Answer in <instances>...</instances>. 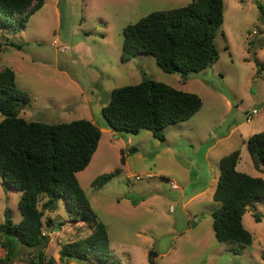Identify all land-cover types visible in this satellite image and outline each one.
I'll return each instance as SVG.
<instances>
[{
  "label": "rangeland",
  "instance_id": "1",
  "mask_svg": "<svg viewBox=\"0 0 264 264\" xmlns=\"http://www.w3.org/2000/svg\"><path fill=\"white\" fill-rule=\"evenodd\" d=\"M189 2L44 0L24 27L19 21L0 27V68L10 67L17 88L29 97L19 107L23 119L47 124L94 119L104 125L101 108L111 90L137 84L142 78L202 99L193 119L164 129V141L147 130L136 135L115 133L119 139L103 134L91 163L78 173L94 214L107 230L112 255L107 264H147L150 249L157 253L155 264H264L260 258L264 255V201L255 207L261 222H254L250 210L243 215L252 245L218 243L211 228V212L219 205L212 199L216 185L212 179L218 175L214 174L215 160L238 149L236 170L264 179V173L254 169L239 136L264 131V19L258 10V6L264 10V0H223V22L214 39L218 59L199 73L183 78L165 73L151 55L120 60L126 25ZM253 109L256 115L251 114ZM247 116L246 130L231 132L232 125ZM213 141L212 171L205 166L204 153ZM110 172L116 175L109 182L101 188L92 186L96 177ZM144 174L152 176L140 181L133 178ZM208 185L203 195L193 197ZM19 198L20 192L0 179V224L5 216L14 224L20 222ZM47 218L54 226L43 231L49 237L43 249L45 263L50 257L58 263L61 246L85 238L90 229L83 221L69 222L62 201L54 210H43V221ZM217 247L221 253L215 252ZM234 250L238 253L233 254ZM30 253L31 249L18 245L11 264H29ZM68 264L99 263L90 259Z\"/></svg>",
  "mask_w": 264,
  "mask_h": 264
},
{
  "label": "trees",
  "instance_id": "2",
  "mask_svg": "<svg viewBox=\"0 0 264 264\" xmlns=\"http://www.w3.org/2000/svg\"><path fill=\"white\" fill-rule=\"evenodd\" d=\"M43 5L44 0H0V27H11L14 21L24 27ZM223 8V0H191L183 7L152 12L126 25L122 30L121 62L151 55L163 72H181L182 78L211 67L218 59L214 39L223 22ZM258 10L264 19L263 8L258 6ZM15 78L10 67L0 69V179L20 192L21 215L17 224L8 216L0 224V264L12 263L18 245L33 251L29 264L45 263L43 249L49 237L43 231L53 227L54 221H43V210L55 200L64 203L69 222L83 221L90 234L62 245L58 263L50 257L45 264L90 259L109 263L112 255L106 227L97 219L77 179V173L89 165L97 150L100 129L86 119L47 124L21 118L19 107L26 105L29 97L17 88ZM201 107L202 99L195 93L142 78L137 84L112 89L101 115L113 133L136 135L147 130L153 138L164 141L167 126L187 122ZM244 143L254 169L264 173V131L249 136ZM239 157L236 149L219 160L212 194L219 205L211 212V228L218 243L244 247L252 245L253 238L242 218L250 210L254 222L262 221L255 205L264 201V179L237 171ZM115 175L102 174L92 186L101 188ZM237 253L234 250L233 254ZM156 257L153 249L148 250L147 264H155Z\"/></svg>",
  "mask_w": 264,
  "mask_h": 264
},
{
  "label": "crops",
  "instance_id": "3",
  "mask_svg": "<svg viewBox=\"0 0 264 264\" xmlns=\"http://www.w3.org/2000/svg\"><path fill=\"white\" fill-rule=\"evenodd\" d=\"M2 68H4V67H2ZM2 68H0V69H2ZM79 88V90H80V92H82V90H81V88L80 87H78ZM202 105H203V102H202ZM232 110V108H231V105H230V103L228 102V107H227V112H230ZM254 110V109H253ZM252 112V111H251ZM197 113H199V112H197ZM196 113V114H197ZM195 114V115H196ZM195 115L193 116V117H195ZM18 116H19V114H18ZM193 117L191 118V119H193ZM191 119H189L188 121H190ZM89 121H91L93 124H95L99 129H100V131H101V137H100V140H99V143H98V147H97V150L95 151V153L93 154V156H92V159H93V157L96 155V153H97V151H98V148L100 147V143H101V140H102V135L103 134H107V133H109L110 135H111V137H113V139H119V137L118 136H115L114 134L115 133H113V132H111L109 129H107V127H106V125L104 124V125H97V123H95V121H94V119H89ZM187 121V122H188ZM250 121H249V119L247 120L246 119V117H245V121H240V122H238V123H236V124H234V125H232V129H231V132H233V131H235V130H239V131H245L246 130V127H245V125H246V123H249ZM209 135H210V133H209ZM239 136H240V139H241V144L243 145H245V143H244V141L249 137V136H251V135H248V136H246V135H243L242 133H239ZM218 140V139H217ZM217 140H216V142H217ZM216 142H212L206 149H205V153H204V158H205V160H204V162H205V166H206V168H207V170H212L213 171V169H212V165H211V154H214V152H215V150H216ZM246 148V147H245ZM121 150H123V149H121ZM234 151V150H233ZM239 152H240V150H239ZM223 156H225V155H223ZM223 156H221V157H219L217 160H215V164H216V166H217V169H216V171L214 172V174H216L217 175V172H218V175H219V160L223 157ZM92 159H91V161H92ZM91 161H90V163H91ZM88 167V166H87ZM86 167V168H87ZM236 167H237V165H236ZM82 172V171H81ZM77 175H78V173H77ZM218 175L216 176V177H214V179H212L213 181H216L217 182V178H218ZM197 176V175H196ZM212 181V182H213ZM211 183V181H209V184ZM209 186L210 185H208V187L206 188V189H203V190H200V191H197V193H195V195H193V197H196V196H201V195H203L207 190H209ZM216 186V185H215ZM215 186H214V189H215ZM177 187V186H176ZM214 189H212V194H213V192H214ZM256 207V209H257V205L255 206ZM243 219V218H242ZM242 223H243V221H242ZM245 228V227H244ZM247 229V228H246ZM213 237H214V235H213ZM215 239V238H214ZM217 242V241H216ZM253 243V242H252ZM214 250H215V252H217V253H221V251H222V249L221 248H219V247H217V248H214ZM262 256L263 255H260V258L262 259Z\"/></svg>",
  "mask_w": 264,
  "mask_h": 264
},
{
  "label": "built area",
  "instance_id": "4",
  "mask_svg": "<svg viewBox=\"0 0 264 264\" xmlns=\"http://www.w3.org/2000/svg\"><path fill=\"white\" fill-rule=\"evenodd\" d=\"M252 115H256L257 114V111L256 110H252L251 112ZM246 119L248 120L249 119V116L246 117ZM152 175L150 174H144V177H140L139 175H135L133 176V178L135 179V181H140L142 178H145V179H150ZM173 187H176L175 184L172 185Z\"/></svg>",
  "mask_w": 264,
  "mask_h": 264
},
{
  "label": "water",
  "instance_id": "5",
  "mask_svg": "<svg viewBox=\"0 0 264 264\" xmlns=\"http://www.w3.org/2000/svg\"><path fill=\"white\" fill-rule=\"evenodd\" d=\"M179 75H181V72H177ZM57 208V200L53 201L51 204L48 206V210H54Z\"/></svg>",
  "mask_w": 264,
  "mask_h": 264
}]
</instances>
